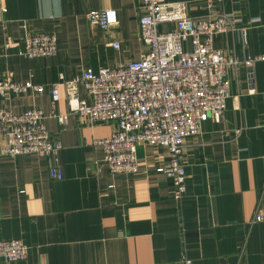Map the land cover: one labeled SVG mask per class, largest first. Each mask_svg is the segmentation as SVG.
I'll list each match as a JSON object with an SVG mask.
<instances>
[{
	"label": "crops",
	"instance_id": "obj_1",
	"mask_svg": "<svg viewBox=\"0 0 264 264\" xmlns=\"http://www.w3.org/2000/svg\"><path fill=\"white\" fill-rule=\"evenodd\" d=\"M192 4L205 0H165ZM217 1V0H215ZM139 0H0V79L43 86L0 99L13 114L36 108L47 116L53 142L62 146V180L50 176L54 162L33 155L0 158V241L19 240L27 259L0 264H264V61L250 72L227 74L230 96L219 122L209 120L187 142L182 157L186 193L179 204L172 182L156 169L166 151L138 145V173L113 175L97 142L113 123L73 114L64 83L81 71L139 61ZM217 10L233 32L214 39L215 49L239 61L264 56V0H221ZM113 10L109 32L91 24V12ZM57 37L53 58L29 60L20 52L27 34ZM245 33V36H244ZM118 43L119 49L112 44ZM60 99L52 103L51 85ZM80 97L86 99L83 90ZM65 115L62 125L57 116ZM6 138L0 135V151Z\"/></svg>",
	"mask_w": 264,
	"mask_h": 264
},
{
	"label": "built area",
	"instance_id": "obj_2",
	"mask_svg": "<svg viewBox=\"0 0 264 264\" xmlns=\"http://www.w3.org/2000/svg\"><path fill=\"white\" fill-rule=\"evenodd\" d=\"M140 39L147 47L139 61L119 64L99 71L86 69L64 83L70 112L86 116L94 123H113L115 132L97 142L111 174L138 173V145L159 148L167 153V163L156 169L172 182V196L181 204L186 193V167L182 157L187 142L197 138L206 122H219L230 96L228 72L240 66L252 72L264 56L239 61L215 49L214 39L233 32V20L217 10L221 0L200 3H168L165 0H139ZM91 24L109 32L117 24L113 10L91 12ZM245 36V33H244ZM20 52L29 60L53 58L58 53L55 34H27ZM119 49L118 43L112 44ZM83 90L86 99L80 97ZM43 86L17 83L7 75L0 79V99L41 94ZM52 103L59 101L58 85L49 88ZM43 111L30 108L13 114L0 107V135L6 145L0 158L15 159L33 155L54 162L50 176L62 180L59 169V142L47 131ZM62 125L65 115L57 116ZM264 222L256 214L253 223ZM28 247L19 240L0 241V259L19 263L27 259ZM183 264H192L183 258Z\"/></svg>",
	"mask_w": 264,
	"mask_h": 264
}]
</instances>
